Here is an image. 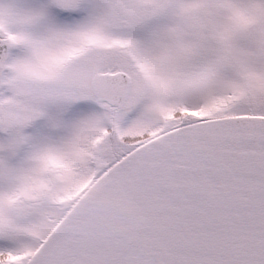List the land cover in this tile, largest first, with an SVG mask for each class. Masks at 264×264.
Segmentation results:
<instances>
[{"label": "snow or ice", "instance_id": "obj_1", "mask_svg": "<svg viewBox=\"0 0 264 264\" xmlns=\"http://www.w3.org/2000/svg\"><path fill=\"white\" fill-rule=\"evenodd\" d=\"M0 264H264V0H0Z\"/></svg>", "mask_w": 264, "mask_h": 264}]
</instances>
